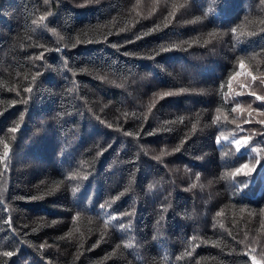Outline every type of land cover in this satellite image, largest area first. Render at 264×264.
Returning <instances> with one entry per match:
<instances>
[{"label":"trees","instance_id":"16d2710c","mask_svg":"<svg viewBox=\"0 0 264 264\" xmlns=\"http://www.w3.org/2000/svg\"><path fill=\"white\" fill-rule=\"evenodd\" d=\"M45 10L55 35L31 23ZM246 18L264 19V5L0 0V140L10 147L7 166L0 162V251L17 253L0 264H251L246 245L257 238L264 249V151L253 177L236 178L248 181L239 191L222 173L251 166L257 153L237 156L229 145L223 157L216 143L232 133L264 149V116L231 111L234 101L264 110L240 87L264 94L247 74L264 75V25L239 41L231 33ZM169 90L176 94L154 96ZM161 149L168 154L157 161ZM74 171L88 179H68ZM106 201L111 207L101 209ZM109 213L121 214L111 224L130 221L131 231L106 229ZM128 236L132 249L122 246Z\"/></svg>","mask_w":264,"mask_h":264},{"label":"snow or ice","instance_id":"6c2138e0","mask_svg":"<svg viewBox=\"0 0 264 264\" xmlns=\"http://www.w3.org/2000/svg\"><path fill=\"white\" fill-rule=\"evenodd\" d=\"M45 4H48L49 0H44ZM140 0H137V5H139ZM259 3L261 5H264V0H259ZM181 7H183V5H181ZM139 14V13H137ZM174 13H170V15H172ZM52 16V12L50 10H45L42 14L36 16L35 18L32 19L31 23L32 25H34L37 29L39 28H46L48 29V31L52 32L54 35L56 34V30L54 28H51L49 26V22H48V18ZM256 23H259L260 25H264V19L257 21H253V20H248L246 18V23L238 25L237 27H233L231 28V33L233 35V37L236 40H240L241 37L244 36H253L256 34L255 28L253 27ZM260 31L264 32V28H261ZM210 36L214 35L213 33H209ZM205 43H208V41H205ZM38 47L41 48H45V45L43 44H39L37 45ZM113 47H117L116 45H113ZM44 58V53H40L39 55L35 56L34 59L36 60H42ZM248 59L250 60H255L256 59V55H252L251 57H248ZM237 63L239 64V67L243 70L245 68V57L244 56H238L237 57ZM240 73H236L235 75H239ZM248 75L251 76V79L253 81V83L255 84V82L259 81L260 85H264V75H261L260 77H257L256 75L252 74V70L251 68H249V71L247 73ZM40 75L39 72L35 73L32 76V80L35 81L36 77ZM235 75L229 78V89L231 90V83L232 80L235 78ZM241 88H245L247 87L249 89L248 91V95L253 96L255 98V101L260 102L262 105H264V94H262L261 92H258L253 86L248 85L246 83H242L240 85ZM32 88L30 86H26L24 88V91L31 93L32 92ZM179 92H184L186 91L185 89H179ZM176 94L174 91H161L159 93H154V96L159 97L160 99H164L166 97L172 96ZM243 93L240 91L236 92V96L242 95ZM227 95V94H225ZM227 103V101H225ZM235 106L231 109L232 112H240L243 113L244 111L248 112V116L251 117L253 112H257V114L259 116H264V110H257L254 109L252 107V103L249 102L247 104V109L243 108L241 106V103L238 101H234ZM155 105V101L150 104L149 106V111H151V108L154 107ZM217 113H219L221 111L220 108L216 109ZM21 120H23V116L20 117ZM181 120H183V117L180 118ZM238 119V117H237ZM221 117L219 115L215 116L213 118V123L216 124L218 122H220ZM224 120H228V117L225 116ZM231 123H237L236 119H233L232 121H230ZM251 122L249 119H245L243 121V123H249ZM261 124H264V120H260L257 121ZM165 123H170L168 121H166ZM20 125L17 124L15 127H11L8 129L9 132L11 133H15L18 129H19ZM237 127L240 128V124L237 123ZM193 129H195V124L193 125ZM241 131H244V129H241ZM264 134V133H262ZM125 135H132V133H125ZM250 141H251V136L246 137V138H237L234 134L229 133V134H224L221 133V135H218L216 137V143L217 145L221 148V154L223 157H230L232 155V153L228 150V146L232 145L235 147V154L237 156H243L247 154V151L250 148V151L252 153H257V159L255 161L254 164H251V166H249V163H241L238 167H234L232 170L230 171H225L224 173H222V177L221 178H231L235 184V187L239 190L242 191L243 189H246L248 187V181L247 180H240L237 181L236 178L238 176L241 175V173H243V175L245 177H253V174L258 170L259 166H260V158H259V154L264 151V149L261 148H257L255 146H250ZM0 143H3L4 145V152L3 155L0 156V162H5V166H7L6 162L7 160L10 159V147L9 145L4 142L3 140H0ZM179 150V149H176ZM168 153L165 152V150L161 149L160 154L155 156L154 159H156L157 161L161 160V158L165 155H167ZM249 161H251V157L249 156ZM88 173H82L80 171H74V172H70L68 175V179L71 180H75V179H88ZM200 179V175L199 173L196 174V180L199 181ZM211 183V182H209ZM241 185H243V187H241ZM202 189L204 187H206L203 184L199 185ZM78 187H73L72 192L73 195L76 194ZM152 186L150 185L149 188H151ZM197 187L196 183H192L187 190H190L191 188H195ZM122 195V194H121ZM99 207L101 209H106V207H111L109 202H105L99 205ZM164 211H167V208L164 209ZM222 213L221 212H217L216 215L220 216ZM122 215H131V213H123ZM121 214L117 213L115 215L109 213L105 218H104V227L107 229L108 227H114V228H118L121 231L124 232H130L131 231V222L129 221L127 224L125 223H117V224H111V221L117 220L118 217H120ZM80 217V213L78 212L76 216L73 217V220H77ZM161 219H163V217H161ZM223 226V225H221ZM262 228H264V224H262ZM193 240L196 239V237L192 238ZM247 236L245 237V241H247ZM245 241H239L240 243H245ZM259 245V240L257 238H253L251 240L250 245H246V247L248 248V251H246L244 253V255H247L251 261V264H264V249H261L258 251V246ZM45 244H41L40 248L43 249L45 248ZM123 248L125 249H132L134 248L135 242H134V238L131 236H128L124 241H123ZM117 247H120V245H118ZM16 251L14 250H7V251H0V257H7V258H11L12 256L16 255ZM188 255H190L191 253H187ZM177 259H181L180 256L176 257Z\"/></svg>","mask_w":264,"mask_h":264},{"label":"bare ground","instance_id":"6f19581e","mask_svg":"<svg viewBox=\"0 0 264 264\" xmlns=\"http://www.w3.org/2000/svg\"><path fill=\"white\" fill-rule=\"evenodd\" d=\"M18 1H20V0H18ZM17 4H18V3H17ZM18 5H20V3H19ZM34 30H35V29H34ZM47 43H48V42H47ZM48 46H49V45H48ZM39 51H41V50H39ZM39 51H38V52H39ZM42 51H43V50H42ZM31 52H32V51H31ZM38 52H37V53H38ZM37 53H35V55L40 54V53H38V54H37ZM45 56H46V55H45ZM34 57H35V56H34ZM53 57H54V56H53ZM31 61H32V60H31ZM34 64H35V63H34ZM52 64H53V63H52ZM36 65H37V64H36ZM48 65H49V64H48ZM38 67H39V66H38ZM46 73H47V72H46ZM54 74H55V73H54ZM57 78H58V77H57ZM52 80H53V79H52ZM54 80H55V79H54ZM52 82H53V81H52ZM59 84H61V83H59ZM93 139H94V138H93ZM95 143H96V142H95ZM49 236H50V235H49ZM49 238H50V237H49ZM47 239H48V238H47ZM44 240H45V239H44ZM42 243H43V242H42ZM44 243H46V242H44ZM47 249H48V247H47ZM44 250H45V249H44ZM46 252H47V251H46Z\"/></svg>","mask_w":264,"mask_h":264}]
</instances>
